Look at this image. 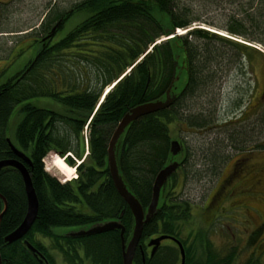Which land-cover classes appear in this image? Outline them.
<instances>
[{
  "label": "trees",
  "instance_id": "obj_1",
  "mask_svg": "<svg viewBox=\"0 0 264 264\" xmlns=\"http://www.w3.org/2000/svg\"><path fill=\"white\" fill-rule=\"evenodd\" d=\"M89 2L96 7L86 17L58 35L61 24L48 38L53 25L71 14L52 5L37 30L40 39L35 42L39 47L22 78L17 75L0 85V159L17 157L7 136L9 121L16 106L21 105L14 142L31 160L28 169L39 200L38 216L30 230L22 238L6 242L5 236L25 216L27 196L20 172L12 166L0 169V194L7 200L0 222L3 264H85L86 260L91 264H123L120 229L87 236L54 230L57 226H89L117 219L125 226V239L131 236L134 217L114 185L107 160L109 139L116 125L131 107L163 98L170 88L176 93L167 108L131 122L118 143L120 172L147 209L154 179L172 158V139L176 137L183 147L180 169L187 156L185 142L177 134L186 127L208 125L199 115L185 116L181 111L186 98L195 96L214 79L208 73L213 59L200 56L193 37L224 39L243 53L246 48H256L200 27L174 34L177 28H188L201 20L192 5L182 0H84L79 6ZM228 3L232 10L226 25L209 24L230 36L264 46V0ZM165 36L168 38L162 39ZM178 74L181 79L176 81ZM112 84L101 101L103 91ZM40 98L56 101L68 113L34 102ZM85 126L89 137L88 153L83 158ZM231 143L240 146L238 140ZM261 148L264 142L253 149ZM51 151L62 156L70 152L83 159L77 167V178L61 181L45 169L44 159ZM65 158L70 165L76 164L71 155ZM176 172L162 189L158 212L144 226L134 264L181 261L175 242L172 246L161 243L153 254L148 251L147 240L162 234L181 240L185 264H223L221 252L211 248L209 237L201 238L198 254L194 244L190 247L180 237L181 224L192 216L193 205L175 197L179 186ZM4 208L0 197V213ZM28 243L37 251L33 252ZM55 251L61 255L60 262Z\"/></svg>",
  "mask_w": 264,
  "mask_h": 264
},
{
  "label": "rangeland",
  "instance_id": "obj_2",
  "mask_svg": "<svg viewBox=\"0 0 264 264\" xmlns=\"http://www.w3.org/2000/svg\"><path fill=\"white\" fill-rule=\"evenodd\" d=\"M82 1L12 0L4 5L0 19V82L35 57L39 46L35 40L40 39L37 30L52 4L65 12ZM182 1L191 4L194 14L201 19L182 28L183 32L200 27L230 37L224 29L209 24L226 25L232 10L229 0ZM78 6L65 18L58 35L86 17L96 3ZM193 42L200 56L204 54L213 59L208 73L214 79L195 96L186 98L181 110L185 116L199 115L208 121V125L186 127L177 134L185 142L187 161L176 172L179 186L174 195L193 205L192 216L181 224L180 237L190 247L194 244L197 254L201 251L203 236L209 237L211 248L216 247L221 253L227 249L229 241H236L243 252L242 258L256 251L263 254L262 261L256 262L264 264V148L253 149L264 142V46L246 48L243 53L235 44L217 37H193ZM38 100L34 99V102ZM38 103L68 113L56 101L41 100ZM16 114L12 115L8 129L13 140L19 117ZM83 135L87 151L89 129L86 126ZM231 140H238L240 146H233ZM58 156L61 155L51 151L44 164L49 173L62 180L69 175L53 165ZM72 158L77 163L78 158ZM75 228L57 226L54 230L62 233ZM173 243L171 239L162 242L169 246ZM57 253L55 251L60 262L61 255Z\"/></svg>",
  "mask_w": 264,
  "mask_h": 264
},
{
  "label": "water",
  "instance_id": "obj_3",
  "mask_svg": "<svg viewBox=\"0 0 264 264\" xmlns=\"http://www.w3.org/2000/svg\"><path fill=\"white\" fill-rule=\"evenodd\" d=\"M62 21L63 19L57 21V23L52 27L50 33L46 37L49 38L54 36ZM177 63L178 62L175 63L176 66ZM179 79H181V74L175 76L176 81ZM175 97L176 93L170 88L163 98L142 102L131 107L128 111L124 113V115L116 125L108 143L107 160L110 175L113 179L116 189L118 190L119 194L123 197L125 202L129 205L134 217V225L128 242L126 243L124 238L125 226L117 219H109L99 223H94L89 226H84L78 229L71 230L68 233L71 236H87L92 234L103 233L114 229H120V234L122 238L123 264H134L135 253L142 238L144 226L149 223L158 212L162 189L168 181L169 177L180 166L179 156L181 155L183 147L178 139H172V158L157 173L153 182L151 201L147 209H145L136 194L128 187L127 183L123 178L122 173L120 172L117 152L118 143L131 122L137 120L142 116L167 108L172 104ZM7 139L11 149L17 157L0 159V169L6 166H12L16 168L22 176L27 196V210L22 222L18 225V227H16L13 231H11L5 236V241L11 243L22 238L32 227L33 223L35 222L38 216L39 200L32 181L30 171L28 169V165L31 164L30 158L23 150H21L15 144V142L10 137H8ZM0 197L3 199L5 204L4 210L0 213L1 222L3 213L6 211L7 208V200L1 194ZM165 239H171L177 243L181 253V264H185L186 253L184 245L179 238L172 235L162 234L152 238L149 241V246H152V254L157 250L161 242ZM28 247L33 252L37 251L36 248L30 243H28ZM0 264H3L1 253Z\"/></svg>",
  "mask_w": 264,
  "mask_h": 264
},
{
  "label": "flooded vegetation",
  "instance_id": "obj_4",
  "mask_svg": "<svg viewBox=\"0 0 264 264\" xmlns=\"http://www.w3.org/2000/svg\"><path fill=\"white\" fill-rule=\"evenodd\" d=\"M12 1V0H11ZM10 0H0V19H2L3 18V15H1V14H3V9H4V5H7V3H10L11 2ZM52 5H54V4H52ZM49 10H50V8L46 11V13H45V15L46 14H48L49 13ZM74 9L73 8H71L70 9V11L68 10V12H72ZM33 34V33H32ZM10 54V53H9ZM26 68H28V62L25 64V66L21 69V70H19V71H17L15 74H13L12 76H10L9 78H7L5 81H3V82H0V85H2V84H4L5 82H7L9 79H11V78H13V77H15V76H17L18 78H22V76H23V74L25 73V71H26ZM22 71V73H20L21 75H19L18 73L19 72H21ZM17 78V79H18ZM41 100H47V98H41L40 100H38V102H40ZM37 102V104L39 105V103ZM20 108H21V105H17L16 106V108H15V110H14V112H16L17 113V115L19 114L20 115ZM67 179V178H66ZM260 179H262V178H260ZM258 181V180H257ZM260 183H261V181H260ZM24 189H25V187H24ZM125 238V237H124ZM152 239V237L151 238H149V240H147V246H148V251H150L151 253H152V249L150 248V246H149V241ZM127 239H125V241H126ZM121 241H122V238H121ZM139 244H140V242H139ZM227 247V249L225 250V251H223L222 253H221V256H222V258H224V261L222 262L223 264H227V259H229V258H231L232 257V259H231V263H229V264H258L256 261H262L261 259H262V255L261 254H259L258 252H253V251H251V252H249L245 257H243L242 258V251L240 250V247L238 246V243H236V241H229L228 242V245H226ZM232 249H236V251L235 252H231V250ZM264 253V252H263ZM123 258V257H122ZM144 258V257H143ZM144 260H145V258H144ZM180 262L181 261H178L177 263L178 264H180ZM176 263V264H177ZM85 264H89V262H87V260H86V262H85ZM91 264V263H90ZM262 264V263H261Z\"/></svg>",
  "mask_w": 264,
  "mask_h": 264
},
{
  "label": "bare ground",
  "instance_id": "obj_5",
  "mask_svg": "<svg viewBox=\"0 0 264 264\" xmlns=\"http://www.w3.org/2000/svg\"><path fill=\"white\" fill-rule=\"evenodd\" d=\"M48 39V38H47ZM112 87V85L108 88L110 89ZM99 101V100H98ZM8 137V136H7ZM52 162V161H51ZM53 165L57 166L61 172H63L64 174H67L69 175V177H66L67 179H65V181H70L71 178H75L76 177V169H75V166L72 165H68V163H66V160L61 157V156H58L56 159H54L53 161ZM78 167V166H77ZM49 169V168H48ZM79 175V174H78ZM173 175V174H172ZM112 180V179H111ZM121 196V195H120ZM22 222V221H21ZM76 227L77 229L78 228H81V227H84V226H74ZM75 228V229H76ZM74 230V229H73ZM71 231V230H70ZM70 231L68 232H62V233H65V234H68ZM61 233V232H60ZM129 238L125 241L126 243L128 242ZM123 257V256H122ZM186 263V262H185ZM181 264V262H180Z\"/></svg>",
  "mask_w": 264,
  "mask_h": 264
}]
</instances>
